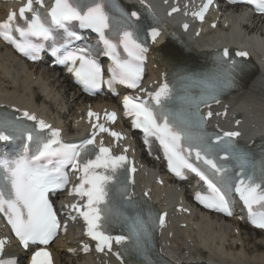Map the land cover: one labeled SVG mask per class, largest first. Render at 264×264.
Here are the masks:
<instances>
[{"label":"snow or ice","instance_id":"snow-or-ice-1","mask_svg":"<svg viewBox=\"0 0 264 264\" xmlns=\"http://www.w3.org/2000/svg\"><path fill=\"white\" fill-rule=\"evenodd\" d=\"M256 9L264 13V0H247ZM212 0H207L199 12L193 13L201 20ZM43 10V14L41 12ZM178 9L173 8L172 11ZM115 26L105 11V0H26L17 11H11L6 20L0 22V37L13 44L16 49L32 59L40 50V45L32 38H52V26L66 29L69 22L78 21L82 28H90L98 33L106 55L112 59L111 79L107 81L111 88L115 82L128 88H139L142 78V61L148 51L138 30L130 23L136 12L123 13ZM19 21V22H18ZM115 27L118 43L105 35V30ZM187 28V25H185ZM18 34V38L16 36ZM160 35L152 28L148 36L155 41ZM80 39L75 32H67V40ZM123 47L127 54L121 59L117 48ZM61 48L64 49L61 52ZM59 63H71L69 70L86 88L100 87L103 71L100 65L90 57L87 49L68 51L66 44L52 49ZM245 57L246 52H237ZM79 62V67L75 65ZM216 70L199 77L184 76L185 82L199 84V98L180 97L185 104L195 107V111L186 113L183 109L172 110L168 102L176 99L173 87L167 80L155 92L148 93V100L139 96H124L125 115L132 117V126L144 134V143L150 147L154 138L163 149L168 169L177 177L184 178L185 170L194 173L207 186V194L197 192L195 198L206 208L231 215L228 193L235 191L248 210L250 222L264 229V160L259 165L252 155L235 143L240 133L225 131L209 133L206 131V116L200 114V105L210 106L218 103V93L234 86L236 60L230 59L227 48L216 54ZM106 119L115 121L116 114L106 113ZM88 116L98 114L91 110ZM24 121L32 122L28 126ZM93 129L109 133L116 140L123 139L121 133L95 123ZM97 132L79 143H66L61 139L59 129L53 128L35 114L24 111L20 116L0 115V142L22 138L23 151L15 159L0 158V213L4 215L11 231L20 244L27 249L30 245H48L61 228L54 205L49 194L64 189L68 183L66 167L78 172V183L70 190L85 200L84 204H71L68 207L81 217L86 226V235L96 241L97 251H112V243L120 245L122 251L114 255L122 261L127 253L139 256L140 264H152L149 255L152 230L163 226L164 215L149 213L144 219L139 213L125 215L115 204L121 207H134L129 194L131 161L125 154L115 155L103 141L95 143ZM35 145V150H32ZM125 153L127 149L124 150ZM223 153V156L220 154ZM235 161L238 171L223 163ZM202 165V166H201ZM123 177V179L121 178ZM147 195V193H145ZM254 206H259L257 211ZM77 216H72L75 220ZM123 222L127 225V235L113 236L108 230L112 223ZM66 230V228H65ZM6 240L0 239V255L4 252ZM88 251V246H84ZM0 264H16L12 258L0 259ZM31 264H52L50 253L40 248L31 256Z\"/></svg>","mask_w":264,"mask_h":264},{"label":"bare ground","instance_id":"bare-ground-1","mask_svg":"<svg viewBox=\"0 0 264 264\" xmlns=\"http://www.w3.org/2000/svg\"><path fill=\"white\" fill-rule=\"evenodd\" d=\"M155 5H160L158 0H152ZM3 9V8H2ZM0 9V16L3 10ZM231 20L237 22L239 18ZM248 20V19H247ZM243 18L242 21H247ZM263 30L258 28L256 20L245 22L244 32L252 34ZM174 36L176 32H169ZM162 55L173 53L170 44L156 46ZM181 57V56H180ZM167 60V61H164ZM158 61V60H157ZM156 78L163 80L166 69L177 64V60L162 58L158 61ZM107 105L116 103L115 99H108ZM93 99L84 97L73 87L67 76L60 74L56 69L47 65H34L24 63L8 46L0 41V106L13 104L19 108H25L31 112L45 115L53 119L58 125L66 130L76 127L77 114L83 104L92 102ZM232 102V104H231ZM227 104L222 105L221 111L225 110L227 116L222 122L223 126H229L233 117L239 115L240 129L244 139H252L264 131V74H260L252 80L245 89L232 95ZM150 166V165H149ZM149 166L142 167L143 182L135 187L134 193L147 191L151 183L152 170ZM154 170L156 164L150 166ZM163 197L160 191L155 200L162 202L166 207L174 208L179 204L178 191L175 188L165 190ZM186 195V194H185ZM187 224L186 228L180 229L172 223L171 228L162 236V243L171 252L178 263H186L188 258L204 256L207 264H264V234L252 243L254 237L245 232V226L231 220L232 224L224 222L215 216H193L182 220ZM244 230V231H243ZM253 231V234L261 232ZM254 238V239H253ZM67 240H73L68 238ZM65 241L55 242L52 248L55 252L56 264H98L96 259L80 256L75 257L64 248ZM241 243L240 248L236 246ZM168 251V252H169Z\"/></svg>","mask_w":264,"mask_h":264},{"label":"rangeland","instance_id":"rangeland-1","mask_svg":"<svg viewBox=\"0 0 264 264\" xmlns=\"http://www.w3.org/2000/svg\"><path fill=\"white\" fill-rule=\"evenodd\" d=\"M243 231H244V230H243ZM245 232H246L251 238H252V237L255 238V240L252 241L253 244L256 243L255 241L258 240L259 237H261V236H256V235H254L253 232H251V230H250L248 227L245 228ZM258 234H260V233H258ZM254 238H253V239H254ZM256 245H259V246H260V244H257V243H256ZM261 247H264V246H261Z\"/></svg>","mask_w":264,"mask_h":264}]
</instances>
